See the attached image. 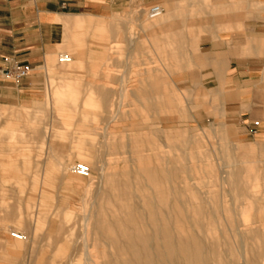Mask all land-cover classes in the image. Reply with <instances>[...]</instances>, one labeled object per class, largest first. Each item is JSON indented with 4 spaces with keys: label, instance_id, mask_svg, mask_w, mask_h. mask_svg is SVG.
Segmentation results:
<instances>
[{
    "label": "rangeland",
    "instance_id": "rangeland-1",
    "mask_svg": "<svg viewBox=\"0 0 264 264\" xmlns=\"http://www.w3.org/2000/svg\"><path fill=\"white\" fill-rule=\"evenodd\" d=\"M153 4L173 17L144 30L138 16ZM214 11L208 0H125L79 16L78 50L63 28L55 55L78 82L61 104V74L40 67L16 88L2 73L0 264H264V144L203 120L193 90ZM44 129L58 135L59 168ZM78 163L89 176L69 170Z\"/></svg>",
    "mask_w": 264,
    "mask_h": 264
},
{
    "label": "crops",
    "instance_id": "crops-1",
    "mask_svg": "<svg viewBox=\"0 0 264 264\" xmlns=\"http://www.w3.org/2000/svg\"><path fill=\"white\" fill-rule=\"evenodd\" d=\"M208 1L215 10L209 22L214 27L199 39L198 81L193 86L199 111L204 114L203 120H223L242 129L246 137L264 144V0ZM124 3L125 0H0V81L4 80L2 73L9 75L6 58L28 63L32 71L45 67L62 75L53 86V99L61 104L57 96L75 94L78 87V82L68 76L69 70L55 67V55L63 43V28L66 48L76 50L77 31L85 27L79 16L104 15L111 7ZM172 17L169 13L154 22L146 12L138 16V21L144 30H155L164 28ZM129 39L131 48L135 47V37ZM75 61L79 63L82 59L77 57ZM148 72L151 69L145 70ZM190 77L189 80L193 76ZM15 84L16 88L23 86V79ZM33 133L40 135L41 129ZM56 136L44 129V143L50 142L51 157L59 168L64 158L53 153L51 143ZM222 153L223 158L233 161L226 156L228 150Z\"/></svg>",
    "mask_w": 264,
    "mask_h": 264
},
{
    "label": "built area",
    "instance_id": "built-area-1",
    "mask_svg": "<svg viewBox=\"0 0 264 264\" xmlns=\"http://www.w3.org/2000/svg\"><path fill=\"white\" fill-rule=\"evenodd\" d=\"M164 7L160 4H153L147 9V14L150 18L154 19L159 17L164 13ZM70 59L69 56H60L59 60L61 62H67ZM5 63L7 64V72L11 75L15 81H20L25 77L29 76L32 71V67L28 63H21L12 58H6ZM255 125H258V122H255ZM74 171L82 176L90 175V167L86 164H75ZM12 236L17 239H23L24 235L18 232H12Z\"/></svg>",
    "mask_w": 264,
    "mask_h": 264
},
{
    "label": "bare ground",
    "instance_id": "bare-ground-1",
    "mask_svg": "<svg viewBox=\"0 0 264 264\" xmlns=\"http://www.w3.org/2000/svg\"><path fill=\"white\" fill-rule=\"evenodd\" d=\"M163 14H164V13H163ZM163 14L160 15L159 17L163 16ZM147 16H148L149 19H152V18L149 17L148 14H147ZM159 17H158V18H159ZM155 19H157V18H155ZM65 55H67V54H62L61 56H65ZM67 56H69V55H67ZM69 57H70V56H69ZM68 61H71V57H70V59H69ZM68 61H67V62H68ZM204 155H205V154H204ZM81 164H83V163H81ZM213 170H214V169H213ZM71 171L75 172V171H74V165L71 166ZM143 236H144V235H143ZM24 238H25V237H24ZM24 238H23V239H24ZM88 257H89V256H88ZM88 260H89V258H88ZM88 263H89V262H88Z\"/></svg>",
    "mask_w": 264,
    "mask_h": 264
}]
</instances>
